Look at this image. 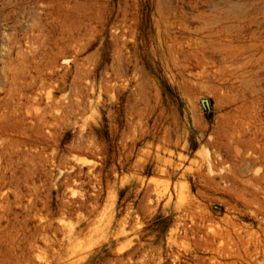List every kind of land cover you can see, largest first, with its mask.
<instances>
[{
    "label": "rangeland",
    "instance_id": "374dc122",
    "mask_svg": "<svg viewBox=\"0 0 264 264\" xmlns=\"http://www.w3.org/2000/svg\"><path fill=\"white\" fill-rule=\"evenodd\" d=\"M0 264H264V0H0Z\"/></svg>",
    "mask_w": 264,
    "mask_h": 264
},
{
    "label": "water",
    "instance_id": "95a60500",
    "mask_svg": "<svg viewBox=\"0 0 264 264\" xmlns=\"http://www.w3.org/2000/svg\"><path fill=\"white\" fill-rule=\"evenodd\" d=\"M200 102H201L202 106H203L205 109H208V107H209V102H208L207 99L203 98V99L200 100Z\"/></svg>",
    "mask_w": 264,
    "mask_h": 264
}]
</instances>
